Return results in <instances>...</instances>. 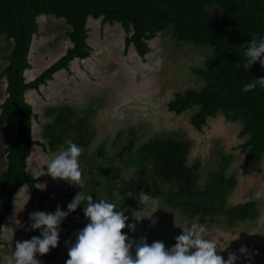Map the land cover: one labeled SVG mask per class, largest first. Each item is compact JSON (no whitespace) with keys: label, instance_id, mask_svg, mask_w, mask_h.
<instances>
[{"label":"trees","instance_id":"trees-1","mask_svg":"<svg viewBox=\"0 0 264 264\" xmlns=\"http://www.w3.org/2000/svg\"><path fill=\"white\" fill-rule=\"evenodd\" d=\"M209 7L221 12L213 14ZM49 15L63 20L67 27L65 37L71 45L26 82L24 71L31 67L29 50L32 37L38 32V17ZM89 17L100 19L103 24L119 23L126 33L125 49L132 46L141 57L150 51L148 40L158 33L204 49L203 65L192 67L201 86L177 92L168 100L166 109L179 115L196 107L190 123L198 131L209 117L218 114L239 121L238 135L245 138L238 145L244 152L243 170L252 158L264 155V88L242 91L245 84L264 77V67L258 61L247 71L242 67L246 60L244 48L252 36L259 39L264 35V0H0V37L8 40L10 47L0 70V80L6 81V96L0 103V129L6 121L16 122L15 137L6 149V166L0 172V244L2 225L9 217L19 186L26 185L30 196L38 197L40 211H45L42 205L49 194L42 193L36 185L41 176L33 178L26 172L31 147L38 141L31 136L33 112L24 94L27 89H38L55 72L68 68L73 59L89 57ZM94 106L90 101L84 109L60 104L47 107L45 112L52 115L42 129L48 147L64 150L67 140L82 147L79 159L87 164L82 171L84 187L67 181L73 197L83 191L99 200L105 192L107 197H121L127 203V193L139 187L191 221L212 216L234 226L258 217L260 210L254 200L229 204L234 181L225 176L224 162L207 171L203 178L196 163L188 164L187 142L176 136H152L134 147L137 134L132 129L127 139L123 131L117 132L110 143L118 148L112 157L105 153V141L92 147L94 130L87 117L94 114ZM42 146L45 148V144ZM81 206L79 211L84 214L86 202L82 201ZM72 211L77 213V209ZM87 223V218L75 221L72 232L59 239L57 247L43 257L41 264H65L66 259H54ZM251 247L264 252V245Z\"/></svg>","mask_w":264,"mask_h":264},{"label":"rangeland","instance_id":"rangeland-1","mask_svg":"<svg viewBox=\"0 0 264 264\" xmlns=\"http://www.w3.org/2000/svg\"><path fill=\"white\" fill-rule=\"evenodd\" d=\"M208 10L213 14L221 12L214 7H209ZM87 27V41L91 46L89 57L76 59L78 65L74 66L71 62L67 71L55 76L48 84H42L40 90L25 94L36 114L33 137L45 143L47 141L42 135L44 124L52 119V115L45 114L47 107L66 104L84 109L90 101L95 103L94 114L87 117L94 130L91 145L97 147L105 141V153L109 157L118 150L110 144L118 131H123V137L127 139L128 131L135 130L137 135L134 147L152 136L173 135L184 140L189 148L188 164L196 163L204 178L207 171L219 168L224 162L225 176L232 177L234 181L228 195L229 204L254 200L260 210L259 215L254 220L238 222L234 226H227L224 220H217L212 216L191 221L178 209L167 206L160 198L148 201L150 205L146 203L144 206L148 205L146 211V208L140 209L138 198L126 203L117 196L107 197L102 192V199L116 203L118 210L122 209L124 215L129 217L127 223L135 222L132 218L135 211H141L144 215L141 219L145 222L141 226L143 233H139L141 238L135 233L130 237L133 240V254L142 238H146L148 244L162 241L166 249L171 248L176 243V237L195 222L205 228L202 234L205 239L216 240L217 252L225 260L229 253H233L239 257L234 264H264V252L251 247L253 244L264 245V155L252 158L248 167L243 170L241 164L244 152L238 145L245 138L238 135L239 121H230L218 114L209 117L203 129L198 131L190 123L196 107L179 115L166 109L168 100L177 92L201 86L192 67L203 65L205 50L194 47L192 43L175 41L168 34L158 33L148 40L150 51L141 57L132 46L125 49L126 33L119 23L103 24L100 19L91 17L87 20ZM66 29L62 19L52 15L38 17V32L32 37V49L30 47L29 51L32 66L25 70V73L28 71L26 82L57 60L71 45L65 37ZM7 43L8 40L1 36L0 70L6 61L4 56L10 51ZM36 48L41 49L40 53H37ZM4 83V80H0V102L6 95ZM14 128L15 123L11 122L0 129V172L6 166L5 147L15 137ZM62 150L60 148L54 151L49 148L42 153H34L29 158L26 172L33 178L41 176L36 185L42 193L49 192L42 205L44 212L54 213L59 207L68 213L58 226L60 238H67L74 222L83 221L87 217L79 211L82 209L81 204L76 208L77 213L67 209V204L74 198L69 193L67 180L53 178L47 172L46 163ZM91 151L90 149L87 153ZM35 159L36 163H33L32 160ZM81 161L79 159L81 170L84 171L87 164ZM39 211L38 197L30 196L27 187L21 186L15 194L9 217L2 225L0 260L5 264L11 258L17 241L40 235L41 230L32 229L33 221L29 219L31 213ZM126 230L130 232L127 227ZM72 243L62 247L54 260L68 259V248ZM242 246L248 248L247 253L240 252ZM51 252L52 248L46 254L37 253L35 258L41 261Z\"/></svg>","mask_w":264,"mask_h":264},{"label":"clouds","instance_id":"clouds-1","mask_svg":"<svg viewBox=\"0 0 264 264\" xmlns=\"http://www.w3.org/2000/svg\"><path fill=\"white\" fill-rule=\"evenodd\" d=\"M243 55L246 58L242 65L245 71L257 61L264 67V35L259 39L252 36L248 46L244 48ZM257 86L264 88V77L245 84L242 91L248 92ZM66 144L64 150L46 163L47 172L53 178L67 180L83 188L84 181L79 164L82 147L71 140H67ZM6 149L7 146L5 158ZM68 190L70 193V189ZM127 195L131 196L132 193ZM138 199L143 203L148 197L141 194ZM82 201L86 202L83 213L88 223L77 231L75 242L68 248V259L65 264H234L239 259L235 254L229 253L225 260L217 252L216 240L205 239L202 235L205 228L195 222L176 237V243L171 248L166 249L162 241L148 244L146 238H142L135 246L133 254V240L127 232L121 230L125 227L130 231L134 230L135 224L127 223L129 217L124 215V211L118 210L116 203L108 199L93 200L90 194L83 191L67 204V209L75 210ZM67 214L59 207L54 213L44 211L31 213L29 216L33 221L31 228L40 229V235L17 241L7 264H41V261L35 258L36 254L43 255L48 253L50 248L57 247L60 239L58 226ZM132 216L136 223L144 217L141 211L133 212ZM240 252L247 253L248 248L242 246ZM0 264L5 262L0 260Z\"/></svg>","mask_w":264,"mask_h":264},{"label":"crops","instance_id":"crops-1","mask_svg":"<svg viewBox=\"0 0 264 264\" xmlns=\"http://www.w3.org/2000/svg\"><path fill=\"white\" fill-rule=\"evenodd\" d=\"M89 18H91V17H89ZM88 18V19H89ZM31 47V49H32V46H30ZM31 49L29 50V51H31ZM36 50H37V53H40V50L41 49H39V48H36ZM43 50V49H42ZM77 59V58H76ZM76 59H73L71 62H72V64L74 65V66H76V65H78V61L76 60ZM78 60H82V59H78ZM29 62H30V65L32 66V63H31V61L29 60ZM71 62H70V64H71ZM70 64H69V66H68V68H66V69H61V70H59V71H57V72H55L54 74H53V77L51 78V79H49V81L47 80V84L50 82V81H52V80H54V78H55V76H57L58 74H61L62 72H64V71H67L69 68H70ZM28 69H31V67H29ZM27 70V69H26ZM27 73H25V71H24V76H25V79H26V75L28 74V71H26ZM35 76L36 75H34L33 76V78H35ZM33 78H30V80H32ZM2 80H4V79H2ZM4 89L6 88V81L4 80ZM28 82V81H27ZM56 83V82H55ZM41 86V85H40ZM38 87V89H27L26 90V92H25V94L27 93V92H30V91H32V90H34V91H36V90H40V88L41 87ZM25 94H24V96H25ZM5 94H4V98H5ZM25 100L27 101V99H26V96H25ZM31 106H32V104L29 102V101H27ZM1 103V102H0ZM32 112H33V115H32V117H31V123H32V139H35V140H37L38 142L37 143H35V144H33L32 145V147H31V151H30V155H29V157L27 158V168H26V171H27V169H28V167H29V158H30V156H33V154L34 153H42L43 152V150L44 149H49L50 147H48L47 146V142H48V139L45 137V136H43L47 141H46V143L45 142H43L41 139H39V138H35V137H33V124H34V119L36 118V114L34 113V111H33V107H32ZM11 122H14L15 123V133H16V122L15 121H13V120H11V121H6L5 123H4V127L6 126V124H10ZM43 144H45V148L42 146ZM6 148V147H5ZM51 149H53L54 151H57L58 149H60L59 147H58V149L57 148H51ZM36 160L37 159H35V160H32L33 161V163H36Z\"/></svg>","mask_w":264,"mask_h":264},{"label":"flooded vegetation","instance_id":"flooded-vegetation-1","mask_svg":"<svg viewBox=\"0 0 264 264\" xmlns=\"http://www.w3.org/2000/svg\"><path fill=\"white\" fill-rule=\"evenodd\" d=\"M147 195V197H148V199L146 200V201H144L143 203L142 202H140V200L138 199L137 201H139V206H140V209H145L146 208V211H147V206L148 205H146V207H144L145 206V204L146 203H150V202H148V201H152V200H157L156 198V196H151L150 194H147V193H145L144 192V190L143 189H141V188H137V189H135V191L132 193V195L131 196H129V201L128 202H130L131 200H135L136 198H138L140 195ZM120 198V200H122V198L121 197H119ZM143 205V206H142ZM150 205V204H149ZM153 213H154V211H153ZM132 218H133V216H132ZM144 221H146V220H144ZM145 222H143V221H141V222H139V223H136V222H134V224H135V227L136 228H134V232H132V231H130V232H128V230H126V227L124 228V229H122L121 231L122 232H127L128 233V235H129V237H131V236H134L133 234L135 233L136 235H138L139 233H143L142 231H141V226L144 224ZM138 229V230H137ZM137 230V231H136ZM142 236H143V234H142ZM139 238H141L140 237V234H139ZM157 240V239H156Z\"/></svg>","mask_w":264,"mask_h":264},{"label":"bare ground","instance_id":"bare-ground-1","mask_svg":"<svg viewBox=\"0 0 264 264\" xmlns=\"http://www.w3.org/2000/svg\"><path fill=\"white\" fill-rule=\"evenodd\" d=\"M262 248V247H261Z\"/></svg>","mask_w":264,"mask_h":264}]
</instances>
